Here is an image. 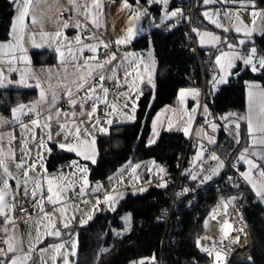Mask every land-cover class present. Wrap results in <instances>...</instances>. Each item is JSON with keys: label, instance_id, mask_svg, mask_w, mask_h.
<instances>
[{"label": "crops", "instance_id": "1", "mask_svg": "<svg viewBox=\"0 0 264 264\" xmlns=\"http://www.w3.org/2000/svg\"><path fill=\"white\" fill-rule=\"evenodd\" d=\"M10 1L13 2V0ZM18 2L22 3L23 0H18ZM78 2L81 5L88 4L91 6L92 4V0H78ZM100 3L102 7L99 10L93 9L92 13L86 18L83 14L84 9L74 7L70 3V0H33V7L29 17L26 18V27L23 34L22 47L25 51L21 52L19 48L8 47V45L15 46L18 43V41L13 38L12 32L8 40L3 43L0 42V45H4L3 48H0V75L4 78L3 86H0V90H29L35 92V97L32 101L23 103V105L28 107L35 106L34 111H28L26 108L25 113L21 115L19 119H15L12 113L10 117L0 115V118H2L0 119V149H2L4 153L8 171L11 173L12 177H14V179H9L8 181L11 186V195L6 197L10 205L8 210L9 218L11 220L13 219V201L15 199H19L22 205L24 204V206L27 207V214L21 222H14V220H12L13 223L9 224L5 222L4 216H0V225H3L2 234H4V238L5 228H8L9 232L14 231L18 246L22 248L24 253L29 254L31 257V259L27 261V264H64L65 253H69V255H67L68 264H76L79 246V230L87 227L94 216L106 212H116L120 203L126 196L130 194H142L146 191L147 187L151 186L148 185L150 176L163 173L160 171V168L163 167L159 165L156 160H144L141 162L128 161V163L122 165L105 181L91 183L88 179L89 166L96 164L97 154L96 162L92 163L91 160H85L83 157L77 156L75 153H70L67 150L59 149L57 146L59 143H75L74 132L77 126L82 129L80 140L83 141L91 138L83 131V129H87V132L91 133V136L95 137L97 141L98 138L106 136L112 126L132 124L136 120L137 105L141 95L137 97V92L130 87L132 77H128L127 81L125 79L126 71H131V68L129 67V62L123 59L124 54L119 58L116 57L110 64H105L104 61L109 56L103 60H98L97 56L98 50L102 46L98 47L95 53L92 52L89 47L92 45H100L101 41L108 44L110 42L114 43L115 40L122 37L129 26V21L133 13L131 10L122 7L123 0H100ZM128 3L132 6L133 10L137 8L145 9L148 4ZM219 3L229 5V22H221L218 16L220 23L228 25L229 34L225 32L218 34L213 30L211 25L206 22L205 24H207L208 28L199 31L202 33H212L216 36H220L222 39L225 37L228 39L231 35L236 38H238L237 36H244L242 32L236 33L235 27L237 25V17L244 25H247L249 28L252 27L251 13L253 9L250 2L227 0V2L219 1ZM255 10L260 11L262 8H256ZM64 11H67L73 16L72 20L67 22V27H64L66 22L63 19ZM32 13H35L37 17V23L35 24L32 23ZM17 14L16 10V15ZM93 14H95L97 18L96 24L92 23ZM200 15L204 19L201 11ZM77 22H79V27L76 26ZM172 22L173 21H168L166 23L169 25ZM156 24H158L156 14H154V19L152 21L149 14L146 12L139 20L138 28L140 32L136 39L129 45L117 46L115 44L116 52L118 48L123 47L126 49V52L137 53L136 50L132 49L133 44L137 42V40L149 36L153 31L163 27L162 25L157 28L155 27ZM57 32H60L61 36L57 37ZM262 33H264V22H262L260 18H257L256 31L250 37V40L254 36ZM77 36L80 37V43H77L75 40ZM195 38L199 49L205 51L207 55L210 54L212 50H217L219 46L222 45V43L218 45H213L211 43L201 45L200 37L197 35ZM232 42L233 40H231V43ZM57 48L64 53L63 60H61L59 53L56 51ZM81 48L83 51L79 50ZM42 51H51L55 53L56 63L48 66L33 65L30 58L31 55L35 52ZM142 55L146 58L143 52ZM24 56L27 57V60L23 59ZM90 57H95V59H90ZM214 63L215 61L213 62V68L216 71L217 68ZM97 64H103L104 66L102 69H99L95 67ZM86 65L94 69L92 73L93 79H91L89 83L91 84L93 81L98 83L99 75L103 74L105 77L103 85L104 88L108 90V104L106 105L103 102H99L94 113V100L87 99L82 104L80 101L84 98V90L80 92L75 91V83L78 82V78L85 70ZM156 69L157 65H155V70L153 72L154 78ZM141 71H144L143 65H141ZM22 73L25 75L28 84L31 85L30 87L17 83ZM217 74L218 76L220 75L218 72ZM133 76H135V73H133ZM137 83L142 91L145 86L150 87L147 83V74L144 75V82L142 84H140L139 81ZM37 84H39V86H37ZM65 86L73 89V99L77 101L75 105L70 103L72 107L71 112L66 111L63 106L65 102H69ZM220 87L222 86L217 85L215 88L212 87V92L218 91ZM41 88L45 91L43 100H41L40 97ZM111 89L113 94L110 91ZM248 91L249 89L247 88V110L245 116L248 113ZM53 94H55V99H53ZM97 94L101 97L104 96V93L99 88L97 89ZM201 97V91H199V95L195 97L191 94H186L184 103L181 104L178 95L173 105L165 107L155 115L151 124V133L152 131L154 134L158 132V138L155 144L163 133L180 134L183 135L185 139L191 136L195 119L199 113ZM113 104L116 105L115 111L112 108ZM134 106L135 112L133 113L132 109ZM194 108L196 111L193 113L192 110ZM207 109L208 111L205 113L202 108L201 116L203 117V121H201L199 129L195 131V136L201 140V142H198V146L194 153L200 148L201 144L204 145L208 143L205 138L207 139L210 135H205L203 128H209V130L216 135V141L218 131L221 129L233 128V126L225 127L222 125V122L231 118L228 117L225 120L224 117L226 116H224L222 119L220 118V120L211 111L209 106H207ZM37 113H39V115H37ZM73 113L75 115H73ZM88 113H93L91 119ZM109 113L111 114L110 117L107 116ZM133 115L135 117L134 119H128L129 116ZM189 115L193 116L191 125L188 124ZM27 117H30L31 120L27 121ZM97 118L100 120V124L94 127ZM107 118H111V126L107 124ZM33 120L38 121V123L34 125L32 123ZM154 122L155 131L153 129ZM212 123L217 125L215 131L211 128ZM244 123L247 132V121ZM170 125L171 128L169 127ZM99 127L108 128V133L98 131L97 129ZM185 127L189 130L188 135H185ZM49 135H51V140H49ZM41 142H43V146ZM155 144L149 143L148 145L155 146ZM248 145L249 140L245 147ZM46 148H51V153H49ZM54 148L65 153L73 154L75 156V160L73 161H76L77 164L75 166L72 165V161L59 162L55 165L54 169H49L47 164L54 152ZM40 157H42V160ZM22 162L24 167L18 168L17 165ZM214 163V161L209 159L208 152L206 151L203 159L197 161L195 167H190V171L188 169V172L198 171L200 164H203L205 169H207L210 164ZM30 164H36L34 169L28 171V175L30 178L40 181L43 190V200H41L39 192L35 199L33 198L31 179L29 180L27 194H25L24 172L28 169V165ZM136 165H139V167H137L135 173H133V168ZM83 167L88 168L87 185L83 183L84 174L81 172V168ZM45 168L47 170L46 172L44 171ZM6 178L3 168H0V188H3ZM49 179L54 180L55 186H59L62 189L60 192V200L55 205L47 201V196L49 195L47 192V182ZM17 181L20 182L19 187H17ZM212 181L213 179L209 182ZM76 184L81 185L83 189V199L77 204H71L69 202V190ZM98 185L100 186L99 188L97 187ZM141 189L144 190L141 191ZM107 194L114 196L119 194L120 197H122L115 203V211L110 210L108 205L103 202L104 199H102L101 196ZM13 196L15 199H13ZM97 199L101 201L99 205H97ZM41 203H43V213L40 211ZM61 208L66 209L65 213L62 214L59 211ZM93 209L96 210L93 211ZM45 214L51 215L52 219L55 221V227L61 233L59 237L45 234L46 231L53 230L51 228H46L48 221L44 219ZM89 214L92 215V219L90 220L87 219ZM66 218L70 225L67 229L63 227ZM82 220H86L87 222L81 223ZM73 242L76 243V248L74 254H71L73 253ZM55 244L64 245L60 250V255H56L54 249L51 247ZM30 248L31 251L29 252ZM41 250H43V252ZM54 255H56L55 260H53ZM141 261H143L144 264H154L155 260L144 259L140 260L137 264H140Z\"/></svg>", "mask_w": 264, "mask_h": 264}, {"label": "trees", "instance_id": "2", "mask_svg": "<svg viewBox=\"0 0 264 264\" xmlns=\"http://www.w3.org/2000/svg\"><path fill=\"white\" fill-rule=\"evenodd\" d=\"M128 2L137 4V0H128ZM147 3L148 0H139L138 4L146 5ZM255 3L256 8L264 9V0H255ZM187 4L188 0H173L171 8L186 9ZM159 8L156 4L151 7L156 16H158ZM15 15V4L10 0H0V42L3 43L9 39ZM193 25L198 30L208 28L200 12L195 15ZM229 39L232 40L231 37ZM250 41L254 42V46L264 54V33L254 36ZM248 44L250 47L253 46L252 43ZM132 49L153 50L152 53L157 62L154 78L156 87L155 89L148 86L143 88L134 123L112 126L106 136L97 139V162L89 166L88 179L91 183L105 181L128 161L156 160L165 170L162 174L175 177L179 173L186 153V139L183 135L163 133L155 146L148 145V138L155 115L165 107L173 105L181 89H198L202 93L203 72L189 39L187 23L184 22L182 26L174 28L163 26L149 36L137 40ZM217 52L218 50H212L208 55L212 70H215L213 62ZM201 53L207 55L205 51ZM55 55L51 51H42L33 53L30 58L35 66H48L56 63ZM212 70H206L204 74L206 94L202 108L204 109V105L209 106L219 119L226 116L241 122L240 144H235L234 128H232L218 131L217 144L213 145L224 160L232 162L248 142L245 123L238 117L245 114L247 110L248 84L256 83L264 87V71L253 72L250 68L238 63L229 83L220 87L218 91L212 92L211 82L214 76L218 77V74L215 75ZM34 97V91L0 90V115L10 117L12 108L32 101ZM230 113L235 115H229ZM202 119L198 124L199 127ZM192 153L194 151L189 153L185 164L189 171ZM231 155L232 159H230ZM73 160H75L73 154L54 148L47 167L54 169L59 162ZM186 173L184 179L190 177L188 171ZM229 174L230 171L227 170L225 177ZM221 178L222 175H219L214 181ZM240 190L244 191V195L239 201V206L242 219L249 231L252 252L247 262L238 264H264V206L258 202L251 187L246 183H240ZM171 193L172 187L168 185L166 187L151 185L142 194L126 196L116 212L94 216L87 227L79 230L76 264H137L140 260L153 259V257L156 260L165 232V225L159 213L169 205L167 195ZM230 194H236L235 189L227 188L218 193L213 188L204 198H201L192 211L181 213L180 219L174 218L171 227L172 229L177 227L179 230L178 232L171 230V232L173 237L177 236L178 241L174 246L173 237L168 235L165 245V264L211 263L206 255L198 251L196 239L203 231L201 225L210 209L222 197ZM181 203L182 200L178 201L177 205L180 206ZM126 213L132 217V226L127 233H124L121 218Z\"/></svg>", "mask_w": 264, "mask_h": 264}, {"label": "snow or ice", "instance_id": "3", "mask_svg": "<svg viewBox=\"0 0 264 264\" xmlns=\"http://www.w3.org/2000/svg\"><path fill=\"white\" fill-rule=\"evenodd\" d=\"M152 3H159L160 5L163 6V15L160 17V24H156L155 27L159 28L162 25L166 27H171L174 28L176 27V23L180 21V19H187L188 22L190 23L191 20L190 18L186 17L184 15V10L182 7H174L169 9V4L170 0H151ZM204 4H209V3H214L215 0H203ZM227 2V0H225ZM250 5L253 9L251 16H252V27L249 28L247 25H244L239 18L237 17V25L235 27L236 33H243L244 37L250 38L253 33L256 31V21L257 18H260L262 22H264V9L260 11H256V3L255 0H249ZM13 3L16 4V10H17V15L12 23L11 27V32L12 36L14 39L18 41L17 45H8L9 48H19L21 52H24L25 49L22 47V41H23V34L24 30L26 27V18L29 17L30 12L33 7V0H23L22 3H19L18 0H13ZM70 3L76 7V8H83L84 9V15L87 18L90 13H92L93 9L99 10L102 5L100 3V0H92L91 6L88 4H83L81 5L78 0H70ZM139 3V0H137V4ZM122 7L124 9H129L132 11L131 19L129 21V26L126 29L125 34L115 40V44L117 46L120 45H129L131 42L136 39V37L139 35L140 29L138 28L139 20L140 18L146 14L147 9L143 8H137V9H132V6L128 3V0H123V5ZM204 16L208 17L210 20L212 19L213 15L216 14H210L208 12H205L203 14ZM32 23L35 24L37 23V17L35 13H32L31 16ZM175 19L176 23H172L171 25H168L166 22L168 21H173ZM92 23L96 24L97 23V18L96 15H92ZM212 23L216 24L217 27H223L218 20H212ZM68 24L65 22L64 27H67ZM77 27H79V22L76 24ZM229 29L224 28V31L227 32ZM193 32H195L199 37H200V44L204 45L205 43H211L213 45H218L220 43L226 44L227 48L230 51H224L220 50L219 55L216 56L215 58V63L219 66L220 71L223 73L222 76H219L217 78L216 76L213 77V81L211 82V85L213 88H215L218 84H223L227 82V77L232 74L231 70L236 67L237 62H240L244 67L246 68H251V71L257 72V71H264V54L260 52L255 46L254 42L252 41H247L246 39H240L238 41V44L234 45L228 41V39L221 38L220 36H216L212 33L209 32H200L198 29L193 28ZM56 36L59 37L61 36L60 32L56 33ZM77 43H80V37L77 36L75 38ZM246 43H252L253 46L250 48H247L246 50L244 49V45ZM102 46L104 49L108 48V43L101 41L100 45H92L89 46L90 50L92 52H97L98 47ZM4 45H0V48H3ZM239 49V50H237ZM80 51H83V49H79ZM56 51L59 53L61 60H63L64 53L60 51L59 48L56 49ZM23 59L27 60V57L24 56ZM90 59H95V57H90ZM116 59L115 53L111 54L105 61V64H110L113 60ZM123 59L125 61L129 62V67L131 68V71H126L125 73V79L127 81L128 77H132L130 87L134 89L137 92V97L139 95H142V89L139 87V84L137 83L139 81L140 84L144 82V75L147 74V83L155 89L156 84L155 80L153 77V72L155 70V59L152 55V52L149 51L148 53V59L147 61L145 60L144 56L141 54L137 53H129L125 52ZM134 65V66H133ZM141 65H143L144 71H141ZM103 64H97L95 67L102 69ZM94 69L90 66H85V70L80 74L78 78V82L75 83V91L80 92L81 90H84V98L81 99V103L83 104L87 99H93L94 100V108H93V113L96 110V106H98L99 102H103L106 105L108 104L107 101V89L104 88L103 81L105 79L103 74L99 75V82L98 83H89L92 77ZM133 73H135V76H133ZM4 78L2 75H0V86H3ZM21 85H24L26 87H30L31 85L28 84L27 79L25 75L22 73L20 80L17 82ZM39 86V84H37ZM87 86V87H86ZM100 89L103 93L104 96L101 97L97 94V89ZM248 113L246 116L241 117V119H245L247 121V137L249 140V145L247 147H244L242 151L239 152L238 159L244 161L248 169L245 172H239V169L236 168L235 164H229L226 163L224 159H222L215 151H211L208 153L209 159L211 161H214V164H210L207 169H205L203 164H200L198 171H191L188 172L190 175L191 179L193 181H199V183H205L207 181L212 180L214 177L219 176L220 173L228 166H231L233 168H236V171L239 173V177L237 178L238 180L242 178L244 181L247 182L248 185H250L252 191H254L255 196L258 197L261 201H264V182H257L254 178V171H258L260 177H264V87H262L259 84L256 83H250L248 84ZM65 90L67 92V95L69 97V102L72 105L76 104V100L73 99V89L71 87L65 86ZM186 94H191L194 97L199 95V90L198 89H181L179 93V99L180 103L183 104L185 100ZM40 97L41 100L44 99L45 97V91L43 88H41L40 91ZM53 99H55V94H53ZM27 108L28 111H34L35 106L28 107L26 105H19L15 108H12V116L15 119H19L21 115L25 113V109ZM113 110H116V105H112ZM133 113L135 112V106L132 109ZM175 111V110H173ZM193 113L196 111L194 108ZM204 111L207 113V105H204ZM93 113H88L89 118L93 116ZM39 115V113H37ZM73 115H75L73 113ZM110 113L107 114L108 117H110ZM229 115H235V114H229ZM133 116H129L128 119H134ZM2 119V118H0ZM50 119V117H49ZM225 119H227L225 117ZM193 121V116L189 115L188 117V124L191 125ZM107 124L109 126L112 125V120L111 118H107ZM32 123L35 125L38 123V121L33 120ZM100 124V120L97 118L96 119V125ZM171 128V125L169 126ZM211 128L213 131L216 130L217 125L215 123L211 124ZM153 129L155 131V122L153 124ZM98 131L102 133H108L109 129L104 128V127H99L97 129ZM83 131L90 136V139L87 140H80L81 132L82 129L80 127H75V143H70V142H65V143H59L57 146L59 149L62 150H67L70 153H75L77 156L83 157L85 160H91L92 163L96 162V140L95 137L91 136V133L87 132V129H83ZM188 128H184L185 135H188ZM71 134V133H70ZM233 136H234V142L235 144H240V124L238 122H235V128L233 130ZM49 140H51V135H49ZM67 140V137H66ZM207 141L209 145H216L217 141L214 136H208ZM155 141H150V143H154ZM43 146V142H41ZM46 150L51 153V148H46ZM208 151L207 148L201 144L200 145V151L197 153L195 160L196 161H201L204 157L205 152ZM42 160V157H40ZM259 161V163L257 162ZM72 165H76V161L71 162ZM154 163V162H153ZM43 166V165H41ZM18 168H23L24 164L23 162L17 165ZM36 167V164H30L28 165V169L25 170L24 172V184H25V194H27L28 191V184L29 180L31 179L32 182V195L33 198L37 196L38 192L39 195L41 196V200H43V190H42V185L38 179L30 178L28 175V171L32 170ZM139 167V165H136L133 168V173H135L136 168ZM159 167V166H157ZM0 168H3L4 170V175L7 177L4 180V186L3 188H0V216H4L5 222L6 223H13V221L9 218L8 216V210L10 208V205L8 204L6 197L11 195L10 193V184L8 183L9 179H14L12 177L11 173L8 171L7 164L5 162V157L2 149H0ZM46 172V168L44 169ZM161 172H164L165 170L163 168H160ZM187 171V170H186ZM81 172L84 174V179L83 183L85 185L88 184V179H87V173H88V168L83 167L81 168ZM229 181H233L232 177H228ZM48 187H47V192L49 195L47 196V201L50 202L51 204L55 205L56 203L59 202L60 200V192L61 188L59 186H55V181L52 179L48 180ZM20 182L17 181V187H19ZM160 187H166V182L158 185ZM98 188L100 187L99 185L97 186ZM232 187L239 189L240 188V183L239 182H233ZM144 189H141L143 191ZM83 191V189H81ZM190 191L188 188H184L180 194H184ZM120 197L119 194L117 195H110L107 194L104 197V203H106L109 207L110 210L115 211L114 205L118 201ZM13 199L15 197L13 196ZM238 199H243V196H231L228 198H221V204L226 210L229 204H234L235 201ZM101 201L97 199V205H99ZM96 209H93L95 211ZM40 211L43 213L44 208H43V203L40 204ZM62 214L65 213L66 209L61 208L59 210ZM241 220H242V215H241ZM44 219L48 221V225L46 228H51L53 229L52 231H46V235H53L59 237L61 235L60 231L56 229L55 227V221L52 219L51 215L45 214ZM88 220L92 219V215L89 214ZM126 225L128 221L130 220V214L126 217H124ZM213 219H215V216H213ZM86 220H82L81 223H86ZM207 224V222H206ZM63 227L65 229L69 228L70 225L68 223L67 218L64 220ZM232 226L231 224L225 223L224 227L222 228V236H221V241L220 243H223V240L228 237L229 231L231 230ZM241 232H243V228L240 229ZM5 233V238L3 240V244L6 247V251L0 252V264H27V261L31 259L29 254H26L23 252L22 248L18 246L17 241H16V236L14 231L9 232L8 228L4 229ZM119 235V233H117ZM201 239H209L207 237L200 238L196 241L197 246L200 247V250L207 253L209 256H212L214 254L215 256V262L216 264H226L227 260V252H225L223 249L218 248L213 242L211 247L204 246L201 244ZM240 237L237 236L235 239L230 241V244H237L239 242ZM56 255H60V250L64 247L63 244H55L51 246ZM73 247V253L76 248V243L73 242L72 244ZM31 251V248L29 249V252ZM43 252V250H41ZM107 251V250H103ZM56 255L53 256V260L56 259ZM67 255L69 253H65V260L64 264H68L67 260ZM154 260V257H153ZM140 264H144L143 261L140 262Z\"/></svg>", "mask_w": 264, "mask_h": 264}, {"label": "built area", "instance_id": "4", "mask_svg": "<svg viewBox=\"0 0 264 264\" xmlns=\"http://www.w3.org/2000/svg\"><path fill=\"white\" fill-rule=\"evenodd\" d=\"M203 0H188V4L186 9L184 10V15L188 18H190L191 22L189 23L187 19H180V21L178 23H176L175 19L173 20L172 23H176V26H182L184 22L187 23L188 26V31H189V39L193 44V50L194 53L196 54L198 61H199V65L202 69L203 72V88H202V97H201V101H200V109H199V113L195 119V123L193 125V132L191 134V136L186 139V153L183 156L182 159V164L180 166L179 169V173L177 176L175 177H167L164 176L163 174H155L150 176L149 178V182L148 185H159V184H163L166 182V184L169 187H172V193L170 195H167V198L169 199V205L166 206L160 214V218L161 221L164 223L165 225V232L163 235V239L161 240V248L159 250V255L157 256L156 260L154 261V264H165V256H166V251H165V245H166V240H168V235L173 237L171 230H173L174 232H178V228L174 227V229H172L173 227H171V223L174 220V218L176 217L177 219L181 218V213L184 212H190L193 210V208L195 207V205H197L200 201L201 198H204L208 191L215 188V190L219 193L221 191H224L227 188H230L231 190L235 189L236 194H230V195H226L222 198H228L231 196H240V195H244V191H241L240 188H234L232 187V183L233 182H239V183H243V179L240 178L239 180L237 179L239 177V173L236 171V168H238L239 170L241 169V161L238 159V156L235 157L232 162L230 160H225L226 163L229 164H235L236 168H233L231 166L226 167L223 172L221 173L222 178L218 181H214L218 178V176L213 178L212 182H205V183H199V181H193L190 177L184 179L185 175L187 174L186 172L188 171V168H186L185 164H186V160L187 157L189 155V153H191L192 151H195V148L198 144V142H201V140H199L196 136H195V131L197 130V128L199 127V122L200 119H202L201 116V111H202V107H203V100H204V96L206 94V88H205V82H204V74L206 72V70H212V67L210 65V57L208 55H203L197 45V41H196V33L192 31V29L194 28V17L197 13H199L201 11L202 8V4H203ZM210 8L217 10L220 12L219 15V19L221 22L227 23L229 22V17H228V9H229V5L225 4V3H218L215 6H211ZM73 18L72 14L68 13L67 11L63 12V19L66 22L71 21ZM228 41L231 43V40L228 38ZM223 47H227L226 44H223L222 46H220L217 50H221L223 49ZM126 52V49L123 47L118 48V51L116 52V45L115 43H109L108 44V48L104 49L103 47H101L98 50V60H103L104 58L110 56L111 54L115 53L116 57L119 58L121 57L124 53ZM213 73H215V75H217L215 70H212ZM96 83V81H93L92 83ZM115 90V89H114ZM64 108L66 109V111L71 112L72 111V107L70 102H65L63 104ZM27 121H30V117L26 118ZM235 122H238L240 124V130L242 129V124L239 120H236L235 118H231L227 121L222 122V125L227 127V126H233L235 128ZM204 146L207 148V152H211V151H215L213 145H209L208 143H205ZM217 153V152H216ZM218 154V153H217ZM219 155V154H218ZM220 156V155H219ZM221 157V156H220ZM222 158V157H221ZM223 159V158H222ZM230 159H232V155L230 157ZM187 170V171H186ZM227 170L230 171V174L225 177V173L227 172ZM228 177H232L233 181H229ZM184 188H188L190 189V191H188L187 193L184 194H180L182 192V190ZM82 187L79 184L73 185L70 191V198H69V202L71 204H77L79 203L82 199H83V194L81 191ZM102 199H104L105 196H101ZM182 203L180 204V206H178V201H181ZM241 199H238L237 201H235L234 204H229L228 205V213L225 214L223 211V206L221 204V200L218 201L209 211L207 217L205 218L202 226V232L199 234V236H197V239L203 238V237H207L209 239H201V244L204 246H212L213 242H215L216 236L220 233L221 228L223 227L221 225V222L225 219L228 218L230 221H232L231 226L235 229V232L238 233L239 229L237 227V225L235 224V216L239 215V217H241L242 215V211H240V206H239V201ZM27 214V207L24 206V204L22 205L21 201L19 199H15L13 201V219L14 222H21L25 215ZM213 216H215V226L214 229L217 228L218 230L215 231L216 236L214 238H212V228L210 227L211 225L208 224L209 219H213ZM241 219V218H240ZM221 220V221H220ZM220 221V223H219ZM243 225L246 228V235H247V241H249V246H250V250H249V255L247 258H250V254H251V239L249 236V231L248 228L246 226V224L244 223L243 219L241 220ZM207 222V224H206ZM230 224V223H228ZM3 233V225H0V252L5 251V246L3 244V240H4V234ZM177 241L178 238L176 235H174V237L172 238V243H174V246L177 245ZM212 242V243H211ZM197 244V243H196ZM198 251L200 253H203L204 255H206L210 260L211 263L210 264H214L213 262V256H209L207 253L203 252L200 250V247H198ZM237 262V261H236ZM198 264V263H196Z\"/></svg>", "mask_w": 264, "mask_h": 264}, {"label": "rangeland", "instance_id": "5", "mask_svg": "<svg viewBox=\"0 0 264 264\" xmlns=\"http://www.w3.org/2000/svg\"><path fill=\"white\" fill-rule=\"evenodd\" d=\"M173 0H170V4H169V9H171V2H172ZM179 1V0H178ZM219 1H221V2H224L225 0H215V2L214 3H209V4H203V6H202V8H201V13H202V15L205 13V12H208V13H210V14H216V15H213L212 16V19L210 20L208 17H206V16H204L203 15V17H204V20H205V22L207 23V24H210L211 25V27L213 28V30L215 31V32H217L218 34H221L222 32H225L224 31V28H227L228 29V25L227 24H222V23H220L223 27H217L216 26V24H214V23H212V20H218V16H219V11H217V10H214V9H212V8H210L211 6H215L217 3H219ZM157 5V6H159L160 8H159V13H158V16H157V21H158V24H160V17L163 15V6L162 5H160L159 3H152L151 2V0H148V4L146 5V8L145 9H147V14H149V16H150V18H151V20L153 21V19H154V14L155 13H153L154 11L151 9V7H152V5ZM219 21V20H218ZM170 22V21H169ZM226 34H229L228 33V31L227 32H225ZM196 37H197V35H196ZM231 37L233 38L232 40H233V42H232V44H234V45H236V44H238V41L240 40V39H246L247 41H250V38H246V37H244V36H237L238 38H236L235 36H233V35H231ZM224 43H222V45H223ZM221 45V46H222ZM220 47V46H219ZM244 49L246 50L247 48H250V46H249V44L248 43H246L244 46ZM252 47V46H251ZM151 52H153V50L152 49H149ZM149 50H147V51H140V50H136L137 51V53L138 54H141L142 55V52L146 55V58H145V60L147 61V59H148V53H149ZM222 50H224V51H230L227 47L226 48H224V49H222ZM237 50H239V49H237ZM152 55H153V53H152ZM216 55H219V50H218V52L216 53ZM215 55V56H216ZM154 57V56H153ZM155 58V57H154ZM156 60V59H155ZM215 61V60H214ZM156 62V61H155ZM238 63H240V62H237V65H238ZM215 64V67L217 68L216 69V71L220 74L219 76H222L223 75V73L220 71V68H219V66L216 64V63H214ZM156 65H157V63H156ZM237 65H236V67H237ZM236 67L235 68H233L232 70H231V72L233 73L234 72V70L236 69ZM251 69V68H250ZM258 72V71H257ZM219 76L217 77V78H219ZM232 78V74L231 75H229L228 77H227V82L226 83H223V84H218L219 86L221 85V86H224V85H227L228 83H229V81H230V79ZM151 87V86H150ZM111 91V93L113 94V91H112V89L110 90ZM245 116V114H243L242 116H238L240 119H241V117H244ZM224 119H225V117H224ZM226 120V119H225ZM242 121H244V122H246V120L245 119H241ZM234 128V127H233ZM197 129H199V128H197ZM203 130H204V133H205V135H207V134H209V135H211V136H214L215 137V139H216V135L212 132V131H210L209 130V128L207 129V128H203ZM227 130V129H226ZM157 138H158V132L157 133H153V131H152V133H151V135L149 136V138H148V144L150 143L149 142V140L151 141V140H154L155 142H156V140H157ZM205 140H207L206 138H205ZM155 142H154V144H155ZM197 146H198V144H197ZM196 146V147H197ZM244 148V147H243ZM243 148H241V150L240 151H242L243 150ZM196 149V148H195ZM200 151V148L199 149H197L196 150V152L198 153ZM239 151V152H240ZM195 152V153H196ZM195 153H192L191 154V156H190V167H195L196 166V160H195V157H196V155H197V153L195 154ZM239 155V154H238ZM241 161V166H242V169H240L239 170V172H245V171H247V169H248V166H247V164L244 162V161H242V160H240ZM258 163H259V161H257ZM196 168H198V167H196ZM253 175H254V178H255V180L257 181V182H264V177H260V175H259V172L258 171H254V173H253ZM244 181V180H243ZM244 183H246L247 184V182L246 181H244ZM159 185H161V184H159ZM248 185V184H247ZM249 187H250V185H248ZM252 190V189H251ZM254 192V191H253ZM255 194V193H254ZM256 197V196H255ZM257 200H258V202L260 203V204H262L263 206H264V201H261L258 197H257ZM129 214L128 213H126V214H124L123 216H122V218H121V222H122V225H123V229H124V233H127L130 229H131V226H132V217H131V215H130V220L128 221V223H127V225H126V222H125V219H124V217H126V216H128ZM250 258H245V259H242V260H239V261H237V262H234L233 264H238V263H245V262H247L248 260H249Z\"/></svg>", "mask_w": 264, "mask_h": 264}, {"label": "bare ground", "instance_id": "6", "mask_svg": "<svg viewBox=\"0 0 264 264\" xmlns=\"http://www.w3.org/2000/svg\"><path fill=\"white\" fill-rule=\"evenodd\" d=\"M225 223L232 224V221H230L228 218H225L221 222V225L224 227ZM208 224L211 225L210 227L212 228V231H213L211 232V234H212V238H214L216 236L215 231L218 230L217 228L214 229L215 219H209ZM235 224L237 225L239 232L236 233L235 229L232 227L231 230L229 231L228 237L223 240L222 244L220 243L222 231H220V233L216 236V238H214L216 246L218 248L223 249L225 252H227L226 264H233L236 261L247 258L249 255L250 246H249V241L246 242L247 240L246 228L243 225L239 215L235 216ZM241 228H243V232L240 231ZM237 236L240 237L239 242L237 244H230V241L235 239V237ZM212 256H213V262L214 264H216L214 254Z\"/></svg>", "mask_w": 264, "mask_h": 264}, {"label": "water", "instance_id": "7", "mask_svg": "<svg viewBox=\"0 0 264 264\" xmlns=\"http://www.w3.org/2000/svg\"><path fill=\"white\" fill-rule=\"evenodd\" d=\"M237 120V119H236ZM242 134V129L240 130V135ZM228 210H229V208L227 207V209L225 210L224 209V207H223V211H224V213L225 214H227L228 213ZM251 252H252V249H251ZM250 256H251V254H250Z\"/></svg>", "mask_w": 264, "mask_h": 264}]
</instances>
